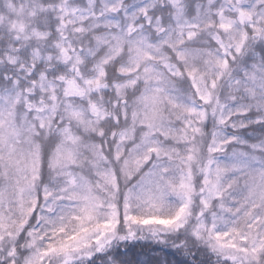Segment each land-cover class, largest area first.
Returning <instances> with one entry per match:
<instances>
[{
    "label": "snow or ice",
    "instance_id": "6c2138e0",
    "mask_svg": "<svg viewBox=\"0 0 264 264\" xmlns=\"http://www.w3.org/2000/svg\"><path fill=\"white\" fill-rule=\"evenodd\" d=\"M0 264H264V0H0Z\"/></svg>",
    "mask_w": 264,
    "mask_h": 264
}]
</instances>
